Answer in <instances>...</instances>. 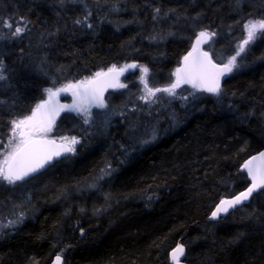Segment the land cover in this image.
<instances>
[{"label":"trees","instance_id":"16d2710c","mask_svg":"<svg viewBox=\"0 0 264 264\" xmlns=\"http://www.w3.org/2000/svg\"><path fill=\"white\" fill-rule=\"evenodd\" d=\"M82 3L102 9L85 19ZM0 17L29 21L17 37L0 29L5 142L8 121L30 114L45 89L112 65L138 66L123 77L134 90L130 109L101 138L90 129L96 120L87 129L66 113L50 135L76 136V152L24 182H0L9 208L0 221L23 212L18 226L0 229V264H49L57 254L64 264H170L178 241L188 264H264V190L208 220L222 198L248 185L239 167L264 149V39L238 58L219 96L184 85L176 97L157 93L155 103H142L139 67L149 69L150 86L169 85L202 30L216 33L204 49L225 62L244 23L264 18V0H0ZM141 126L155 131L152 142L138 144Z\"/></svg>","mask_w":264,"mask_h":264},{"label":"snow or ice","instance_id":"6c2138e0","mask_svg":"<svg viewBox=\"0 0 264 264\" xmlns=\"http://www.w3.org/2000/svg\"><path fill=\"white\" fill-rule=\"evenodd\" d=\"M156 11L159 12V9ZM28 23L29 21L25 17H20L19 21H15L11 17L9 19L0 17V29L7 28L13 37L24 33ZM76 23L79 24L81 21L77 20ZM243 28L246 35L237 44L235 54L229 56L226 62L222 61L219 64L213 60L209 52L203 51L201 48V45L211 41L216 33L207 30L200 31L192 50L182 58L181 65L172 73L175 80L165 87L150 86L149 69L145 66H139L140 81L144 86L140 99L151 104L159 99L157 93H166L171 97H176L178 95L176 89L180 88L181 85H190L195 91L219 96L222 91L221 77L240 66L238 58L245 53L249 45L258 39H264V18L249 19ZM3 38V35L0 34V39ZM136 67H138L136 64H127L121 68L112 65L107 71H98L93 76L85 77L76 82L70 81L55 90L53 88L45 89L47 99L36 104L30 114L8 121L6 142L0 140V149H2L0 150V181H5L9 185H16L45 168L54 158L75 153L76 145L80 143L76 136H61L59 141L49 138V133L52 132L57 117L63 111L75 112L82 117L85 124H88L93 107H107L104 92L110 87H127V85L119 82V77L127 69ZM3 71V63L0 61V80L6 79ZM62 92L71 93L73 97L71 104L59 103L58 97ZM190 95L194 96L195 92L190 93ZM180 98L186 99L184 96H180ZM153 139H155L154 130ZM143 143H148V141H143ZM241 168L247 172L251 181L250 184L245 191L232 196L230 199L222 198L211 213L212 219H218L222 213L227 214L231 209H235L244 201H248L254 193L264 190V152H260L245 161ZM113 170L110 169V165L106 169H101L102 175L98 179L110 175ZM18 219H23V213ZM16 222L9 221V224ZM183 256H185L184 246L178 244L171 252L173 264H180V257ZM55 264H63L62 254L56 255Z\"/></svg>","mask_w":264,"mask_h":264},{"label":"rangeland","instance_id":"374dc122","mask_svg":"<svg viewBox=\"0 0 264 264\" xmlns=\"http://www.w3.org/2000/svg\"><path fill=\"white\" fill-rule=\"evenodd\" d=\"M72 1H75V2H77V0H72ZM83 4V9H85L86 10V16L85 17H87V19L92 15V10H96V12L97 13H99L98 12V10H101L102 8H99V7H102L101 5H91V4H89V3H82ZM89 6H88V5ZM92 9H91V8ZM89 13H91L90 15H89ZM246 23V22H245ZM244 23V24H245ZM242 34H243V37L246 35V33H245V31H244V28H243V30H242ZM213 40V39H212ZM211 40V41H212ZM211 41H209L208 43H205V44H203V45H201V48L202 49H204V46L205 45H208L209 47H210V45L211 44H209V43H211ZM226 62V61H225ZM124 80V79H123ZM121 81V83L122 84H125V85H127V87H125V88H117L115 91H113L111 94H109L104 100H105V104L107 105V107H105V108H97V107H93L92 109H91V112H92V115H91V117H90V122L88 123V124H85L84 122V124H85V126H86V128L87 129H89V127H90V125H92V120L94 119V120H96L97 122L96 123H94L93 124V126L92 127H90V129L91 128H93V127H95V133H97L96 134V136L99 138H101L102 137V135H104V134H102V133H105L106 131H101L102 129L104 130V129H106L107 130V128H110V126L112 125V121L114 120V118H116V116H118V117H121L122 115H124V113H125V111L128 109H130V105H129V99L132 97V94H133V88H132V85L130 86L129 85V83H125L124 81ZM174 80H175V78H174ZM142 84V83H141ZM182 86H184V85H181V87ZM185 86H188V85H185ZM190 86V85H189ZM143 84H142V87H141V95L143 94ZM53 90H55V89H53ZM176 90H178V89H176ZM69 93L70 92H68V93H64V96L65 95H67V98L66 99H69V102H70V104L73 102V97H72V95H71V93H70V95H69ZM140 95V96H141ZM119 96H122L124 99H126V104L124 105V106H122V108H119V107H117L115 104H114V100H115V97H119ZM47 99V98H46ZM142 103H145V101L144 100H142L141 101ZM151 105V104H150ZM134 108H136V105H134V106H132V109H134ZM141 111V110H140ZM149 111H151V110H146V122L148 121V120H150L151 119V117H152V115L149 113ZM69 113V115H73V116H79L81 119H82V117L80 116V115H78L77 113H75V112H68ZM133 115V114H132ZM131 115V116H132ZM67 118L68 119H70L71 118V116H67ZM82 121H83V119H82ZM143 123L144 124H146L144 121H143ZM58 126V123L56 122V124H55V126L53 127V130L52 131H54L55 129H56V127ZM101 128V129H99V128ZM142 127V133H143V135L142 134H140L138 137H139V139H138V144L140 145V144H143V141H148V143H150V142H152L153 141V137L151 136V135H149L148 136V133L147 132H149L148 130H147V128L145 129L143 126H141ZM148 127V126H147ZM102 132V133H99V132ZM146 133V134H145ZM101 135V136H100ZM68 136H71V135H68ZM143 136V137H142ZM49 137H51V135H50V133H49ZM57 139H59V138H57ZM80 140V139H79ZM140 142V143H139ZM77 146V145H76ZM73 154V153H72ZM102 175V174H101ZM107 175H105L104 177H103V179L106 177ZM0 182H3V183H6L7 184V182H5V181H0ZM13 207H11V209H12ZM9 211V208L5 205V204H2V203H0V212H8ZM12 211H14V210H12ZM21 213H23V212H18L17 214L20 216V214ZM9 215V217H7L5 220H3V221H0V229H5L6 227H13V228H15L16 226H18L19 225V223L22 221V220H19L18 218H19V216H16V215H14V214H12V213H9L8 214ZM9 221H17L16 223H14V224H9Z\"/></svg>","mask_w":264,"mask_h":264},{"label":"water","instance_id":"95a60500","mask_svg":"<svg viewBox=\"0 0 264 264\" xmlns=\"http://www.w3.org/2000/svg\"><path fill=\"white\" fill-rule=\"evenodd\" d=\"M191 50H192V49H191ZM191 50H190V51H191ZM202 50H203V51H206V50H204V49H202ZM190 51H188V52H190ZM187 54H188V53H187ZM187 54H186V55H187ZM216 63H217V62H216ZM218 64H219V63H218ZM133 69H135V68H129V69H127V70L123 73V75H121V76L119 77V82H120V79H121L126 73L132 71ZM106 71H107V70H106ZM230 74H231V73H228V74L224 75L223 77H221V81H220L221 86L223 85V83L225 82L226 78H227ZM117 88H118V87H116V88H111V87L108 88V89L104 92V98L106 97V95H107L108 93H110V92L116 90ZM63 96H64V93H63V92L60 93V95H59V97H58L59 103H61V104H70L69 102H67V101H65V100L62 99ZM65 113H67V111H63V112H61L60 115L57 117L56 120H58L59 118H61ZM50 139H52V138H50ZM55 140H56V139H55ZM57 141H58V140H57ZM260 152H264V149H262V150L256 152L255 154L251 155V156L248 157L246 160H244L243 163H244L245 161H247L248 159H250L251 157L258 155ZM70 155H71V153H68V154L62 155V156H60V157L54 158L53 161H52L50 164H48V165L45 166V168H43V169H41L39 172L33 174L31 177L27 178L26 180H28V179H30V178L36 176L37 174L41 173L42 171H44L45 169H47L48 167H50L51 165H53L56 161H59V160H61V159H63V158H66V157H68V156H70ZM243 163L241 164V166L243 165ZM241 166L239 167L240 172L244 173V174L247 176V172H246L245 170H242ZM26 180H25V181H26ZM247 180H248V185H249L251 181H250V178H249L248 176H247ZM23 182H24V181H23ZM248 185H247L243 190L237 192V193L234 194V195H237V194H239L240 192L245 191L246 188L248 187ZM261 191H263V190H261ZM261 191H258V192H256V193H254L253 196H252L248 201H244L241 205L237 206L235 209H231L227 214H223V213H222L218 219H212V218H211V214H210V216L208 217V220H210V221H214V222H217L220 218L226 217L230 212L236 210L237 208H239V207H241V206H246V205H248V204L250 203V201L252 200V198H253L256 194H258L259 192H261ZM234 195H232V196H234ZM232 196H230V197H226V198H227V199H230ZM218 203H219V202H218ZM218 203H217V204H218ZM217 204H216V205H217ZM216 205H215V206H216ZM214 210H215V207L212 209V212H213ZM212 212H211V213H212ZM178 244H182V242H181V241H178V243L176 244V246H177ZM176 246H175V247L170 251V253H169L170 264H173V261H172V258H171V252L176 248ZM183 246H184V245H183ZM184 249H185V247H184ZM185 256H186V250H185ZM185 256L180 257V264H188V263L185 261ZM55 257H56V255L53 257L52 261H51L49 264H55ZM62 260H63V264H64L65 262H64V258H63V256H62Z\"/></svg>","mask_w":264,"mask_h":264},{"label":"flooded vegetation","instance_id":"af4514ba","mask_svg":"<svg viewBox=\"0 0 264 264\" xmlns=\"http://www.w3.org/2000/svg\"><path fill=\"white\" fill-rule=\"evenodd\" d=\"M69 95H70V93H69ZM66 98H67V95L64 96L63 100L69 102V99H66ZM62 117H63V116H62ZM62 117H61V118H62ZM61 118H59V119H61ZM59 119H58V120H59ZM58 120H56V122H57ZM54 139H57V138H54ZM63 159H64V158H63ZM61 160H62V159H61ZM59 161H60V160H59ZM59 161H56V162H59ZM56 162H55V163H56Z\"/></svg>","mask_w":264,"mask_h":264},{"label":"bare ground","instance_id":"6f19581e","mask_svg":"<svg viewBox=\"0 0 264 264\" xmlns=\"http://www.w3.org/2000/svg\"><path fill=\"white\" fill-rule=\"evenodd\" d=\"M212 212V211H211ZM211 214V213H210ZM210 216V215H209Z\"/></svg>","mask_w":264,"mask_h":264}]
</instances>
